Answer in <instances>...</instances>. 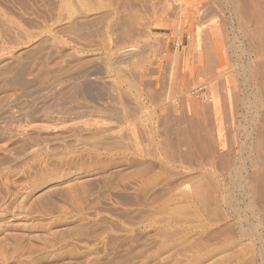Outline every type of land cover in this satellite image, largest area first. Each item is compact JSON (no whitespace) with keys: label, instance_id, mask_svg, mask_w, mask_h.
Masks as SVG:
<instances>
[{"label":"rangeland","instance_id":"1","mask_svg":"<svg viewBox=\"0 0 264 264\" xmlns=\"http://www.w3.org/2000/svg\"><path fill=\"white\" fill-rule=\"evenodd\" d=\"M263 24L264 0H0V82L30 69L6 108L54 118L9 147L0 264H264ZM41 60L86 63L39 86Z\"/></svg>","mask_w":264,"mask_h":264},{"label":"bare ground","instance_id":"2","mask_svg":"<svg viewBox=\"0 0 264 264\" xmlns=\"http://www.w3.org/2000/svg\"><path fill=\"white\" fill-rule=\"evenodd\" d=\"M230 2V1H229ZM241 5V4H240ZM236 6V5H235ZM249 7V6H248ZM235 9V8H234ZM249 10V9H248ZM262 10V9H261ZM260 10V11H261ZM234 15V14H233ZM83 16V15H82ZM237 16V15H236ZM241 17V16H240ZM255 17V16H254ZM257 19V18H256ZM245 20V19H244ZM86 21V20H85ZM89 20H87L88 22ZM96 21V20H95ZM262 21V20H261ZM90 22V21H89ZM88 22V23H89ZM72 23V22H71ZM75 23V22H74ZM83 23H86L84 22L83 20ZM82 23V24H83ZM78 24V23H77ZM75 24V25H77ZM80 24V23H79ZM243 24V23H242ZM246 24V23H245ZM86 26V24H84ZM88 25V24H87ZM264 25V24H263ZM83 26V25H82ZM80 27V25H79ZM245 27V25H244ZM83 28V27H82ZM259 28V27H258ZM242 29V28H241ZM262 29V28H261ZM260 29V30H261ZM245 30V29H244ZM254 31V30H253ZM206 34V33H205ZM246 34V33H245ZM242 35V34H241ZM208 36V35H207ZM256 36L257 33H256ZM204 38V37H203ZM249 38V37H248ZM247 38V39H248ZM263 39V38H262ZM260 39V41L262 40ZM207 40V39H206ZM250 40V39H249ZM256 40V39H255ZM222 42V41H221ZM262 42V41H261ZM263 43V42H262ZM43 45V42L40 41V40H37L35 41V43L33 45L30 46V49L28 50H25L22 52V55L18 56L15 58L16 59H19L21 58L23 55H30L31 52L33 51H36L37 49H39L40 47H42ZM205 46V45H204ZM210 46V45H208ZM256 46V45H255ZM64 49V48H63ZM205 49V48H204ZM259 49V48H258ZM263 50V48H262ZM130 51L129 48L128 50H123L119 51L116 53H114L113 55V58L114 60H121V59H124L126 58L127 56L131 55L130 54ZM141 52V51H140ZM258 52V51H257ZM35 53V52H34ZM60 53V51H59ZM193 54V53H192ZM141 55V54H140ZM262 55V54H261ZM208 56V55H207ZM146 57V56H145ZM179 57V56H178ZM28 58V57H27ZM99 58V57H98ZM136 58V57H135ZM147 58V57H146ZM74 59V58H73ZM77 59V58H76ZM126 59H129V58H126ZM179 59V58H178ZM210 59V57H209ZM20 60V59H19ZM186 60V59H185ZM211 60V59H210ZM215 60V59H214ZM94 61V60H93ZM92 61V62H93ZM139 61V60H138ZM152 61V60H151ZM40 62V61H39ZM85 62V60H82V61H74L72 63H69L68 65H66L65 67H59L56 62H51L50 63H53L50 65L49 62H47V60H41V62L37 65H35L36 67H33L34 68V73L37 74L36 75V79H35V84L37 85H42L44 84L47 79H48V76L46 78V74H51V76L56 79V77L59 78V75L61 76V73H67L68 70H70L72 67H76V68H79L83 63ZM91 62V60H90ZM126 62V61H124ZM154 62V61H153ZM212 62V61H211ZM13 63V62H12ZM11 62L9 63H6L5 65H3L2 67L5 69V70H15L16 74H14V76L8 80V81H5V82H0V121H24V122H27V123H30L27 127L28 128H11L9 125H4V127H1L0 126V178H3L4 174L1 176V172L5 173L9 167V164H10V161H11V158H10V151H11V148L9 149V147L11 146H17L16 147V150L18 152H21V153H24L25 151H28V155L29 154H33L35 152H37V150H39L38 148H35V144L37 142V139L36 138H39L41 136V132L44 133V129H42L41 125L38 123H34V122H37V121H49L52 119V117H50L51 115V112H47V111H42V110H39L38 108H34V109H29L28 106H26V102H25V106H22L23 107H26V108H23L22 106V111H21V107H20V111L22 112V115L19 116L20 118H16L17 116L13 115L9 109H7V105L10 103L9 100H8V96H9V92L11 90H21V89H24L28 84H27V78H26V75L29 74L30 72V69H29V72L27 71V68L25 66H21V65H17V64H12ZM59 63V62H58ZM86 63V62H85ZM136 63V62H135ZM179 63V62H178ZM36 64V63H35ZM88 64V63H87ZM137 65V64H135ZM214 65V63L212 64ZM262 65V64H261ZM85 66V64H84ZM169 66V65H168ZM253 66V65H252ZM83 67V65H82ZM32 68V69H33ZM125 68V67H124ZM173 68V67H172ZM1 69V68H0ZM81 69V68H80ZM212 69V68H211ZM264 69V68H262ZM201 70V69H200ZM209 70V69H208ZM213 70V69H212ZM46 71H48L49 73H47ZM123 71V70H122ZM136 71V70H135ZM176 71V70H175ZM7 72V71H6ZM118 72V71H117ZM125 72V71H124ZM152 72V71H151ZM156 72V71H155ZM174 72V71H173ZM190 72V71H189ZM213 72V71H211ZM255 72V71H254ZM1 73V71H0ZM3 73V72H2ZM135 73V72H134ZM209 73V72H208ZM34 74V75H35ZM144 74V73H143ZM213 74V73H212ZM220 74V73H219ZM63 75V74H62ZM68 75V74H67ZM82 75V74H81ZM170 75V74H169ZM28 76V75H27ZM125 76V74H124ZM213 76V75H212ZM64 77V76H63ZM69 77V76H68ZM84 76H82L83 78ZM128 77V75H127ZM166 77V76H165ZM171 77V76H170ZM174 77V76H173ZM227 77V76H226ZM136 78V77H135ZM220 78V77H219ZM2 79V78H1ZM198 79V78H197ZM218 79H216L217 81ZM223 80V79H222ZM227 80V79H226ZM32 81V82H33ZM49 81V80H48ZM174 81V80H173ZM53 82V80L51 81ZM74 82V81H73ZM135 83V82H134ZM160 83V82H159ZM210 83V82H209ZM217 83V82H216ZM230 83V82H229ZM47 84H49V82H47ZM81 84V85H80ZM82 82L74 85V90L79 91L81 93H83L84 95L85 94H89V91L87 90V88L89 87H83L82 86ZM165 84V82H164ZM219 84V83H218ZM72 85V86H73ZM111 85V84H110ZM132 85V84H131ZM211 85V84H210ZM133 86V85H132ZM168 86H171V85H168ZM81 87L82 88H85L83 90H81ZM204 87H207L206 89H208V86H204ZM204 87H198L196 89H193V90H190V94H197L199 93L200 91L202 92H206L207 90H204ZM224 87V86H223ZM27 88V87H26ZM71 88V87H69ZM112 88V87H111ZM170 88V87H169ZM186 88V87H185ZM217 88V87H216ZM142 89V88H141ZM214 89V88H213ZM223 89V88H222ZM25 90V89H24ZM148 90V89H147ZM204 90V91H203ZM22 91V90H21ZM67 91V90H66ZM73 91V90H72ZM104 91V90H103ZM158 91V90H157ZM215 91V90H214ZM119 92V91H118ZM217 92V91H216ZM232 93V92H231ZM67 94V93H65ZM69 94V92H68ZM82 94V95H83ZM176 94V93H175ZM122 95V94H121ZM125 95V94H124ZM232 95V94H231ZM63 96V95H62ZM72 96V95H71ZM86 96V95H85ZM90 96V95H89ZM103 96V95H102ZM129 96V95H128ZM70 97V96H69ZM210 97V96H209ZM62 98V97H61ZM58 99V98H57ZM70 99H73V98H70ZM100 99V98H99ZM190 99V96L189 98ZM219 101V99H217ZM216 100V101H217ZM54 102V99L52 100ZM65 101V100H64ZM73 101V100H72ZM101 101V100H100ZM183 101V100H182ZM230 101V100H229ZM51 102V101H50ZM57 102V101H56ZM153 102V101H152ZM166 102V101H165ZM208 102V101H207ZM19 103V102H18ZM17 103V104H18ZM100 103V102H99ZM212 103V102H211ZM48 104V103H47ZM52 103H50V106H51ZM54 104V103H53ZM58 104V103H57ZM56 104V105H57ZM187 104V103H186ZM193 104V103H192ZM21 105V103H20ZM62 105V104H61ZM190 105V104H189ZM212 105V104H210ZM216 105V104H215ZM256 105V104H255ZM31 106V105H30ZM49 104H48V108L50 107ZM105 106V105H104ZM173 106V105H172ZM184 106V105H183ZM192 106V105H191ZM222 106V105H221ZM233 106V105H232ZM214 107V105H213ZM217 107V106H216ZM226 108V107H225ZM44 109V107H43ZM50 109V108H49ZM197 109V108H195ZM229 109V108H228ZM230 109H232L230 107ZM51 110V109H50ZM49 110V111H50ZM131 110V109H130ZM193 110V109H192ZM215 110V109H214ZM224 111V110H223ZM20 112V113H21ZM140 112V111H139ZM192 112V111H191ZM197 112V111H196ZM205 112V111H204ZM169 113V112H168ZM230 113V112H229ZM196 114V113H195ZM134 115V114H133ZM232 115V114H231ZM215 116V114H214ZM224 116V115H223ZM216 117V116H215ZM129 118V117H128ZM191 118H194V117H191ZM226 118V117H225ZM224 118V119H225ZM162 119V118H161ZM215 119V118H214ZM54 120V118L52 119ZM158 120V119H157ZM232 120V119H231ZM263 120V118L261 119ZM139 122V121H138ZM206 122V121H205ZM4 123V122H3ZM199 123V122H198ZM1 124V123H0ZM7 124V123H5ZM175 124V123H174ZM200 124V123H199ZM233 124V123H232ZM261 124V123H260ZM222 126V125H221ZM259 126V124H258ZM195 127V126H194ZM210 127V126H209ZM139 128V127H138ZM200 128V127H199ZM196 129V128H195ZM184 130V129H183ZM187 130V129H186ZM199 130V129H198ZM231 130V129H230ZM141 131V130H140ZM168 131V130H167ZM223 131V130H222ZM51 132V131H50ZM219 132V131H218ZM264 132V131H263ZM46 133V132H45ZM52 133V132H51ZM51 133H47V134H43L44 137L46 136H51ZM141 133V132H140ZM166 133V132H165ZM189 133V132H188ZM204 133V132H203ZM224 133V132H223ZM94 134V133H93ZM130 134V133H129ZM149 134V133H148ZM181 134V133H180ZM199 134V133H198ZM255 134V133H254ZM169 135V133H168ZM261 135V134H260ZM122 136V135H121ZM130 136V135H129ZM141 136V135H140ZM213 136V135H212ZM219 136V135H218ZM225 136V135H224ZM160 138V137H159ZM205 138V137H204ZM217 138V137H216ZM114 139V138H113ZM213 139V138H212ZM205 140V139H204ZM258 140V139H257ZM161 142V141H160ZM164 142V141H163ZM217 142V141H216ZM262 142V141H261ZM113 143V142H112ZM192 144V143H191ZM226 145V144H225ZM256 146V145H255ZM262 146V144H261ZM15 148V147H14ZM212 148V147H211ZM211 150V149H210ZM16 151V152H17ZM264 151V150H263ZM220 152V151H219ZM231 152V151H230ZM222 153V152H221ZM27 156V154H26ZM155 156V155H154ZM212 156V155H211ZM15 163H18L17 161ZM8 164V165H7ZM14 165V164H13ZM12 165V166H13ZM260 165V164H259ZM262 165V164H261ZM262 169V168H261ZM261 171V170H260ZM264 171V170H263ZM174 172V171H173ZM261 175V174H260ZM6 176V175H5ZM255 176V175H254ZM256 177V176H255ZM4 179V178H3ZM1 180V179H0ZM210 181V180H209ZM253 185V184H252ZM264 185V184H263ZM259 189V188H258ZM215 191V190H214ZM256 194V193H255ZM215 195V194H214ZM213 195V197H214ZM260 195V194H259ZM230 201V200H229ZM209 202V201H208ZM262 202V201H261ZM204 204V203H203ZM204 208V207H203ZM207 208V207H206ZM259 209V208H258ZM217 235V234H216ZM217 241V240H216ZM256 258V257H255ZM260 258V257H259ZM254 259V258H253Z\"/></svg>","mask_w":264,"mask_h":264}]
</instances>
